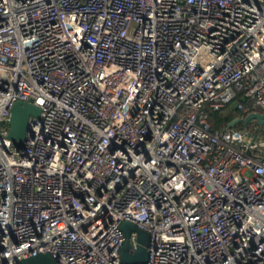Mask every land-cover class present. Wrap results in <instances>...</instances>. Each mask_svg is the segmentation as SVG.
<instances>
[{
	"label": "built area",
	"instance_id": "1",
	"mask_svg": "<svg viewBox=\"0 0 264 264\" xmlns=\"http://www.w3.org/2000/svg\"><path fill=\"white\" fill-rule=\"evenodd\" d=\"M237 98L264 114V0H0V264H127L123 222L141 264H264L258 122L208 121Z\"/></svg>",
	"mask_w": 264,
	"mask_h": 264
},
{
	"label": "water",
	"instance_id": "2",
	"mask_svg": "<svg viewBox=\"0 0 264 264\" xmlns=\"http://www.w3.org/2000/svg\"><path fill=\"white\" fill-rule=\"evenodd\" d=\"M40 109L31 102H16L10 109L9 133L8 138L16 149L23 154V147L26 139V132L35 119L39 118ZM257 121L259 125L264 124V114L258 111L248 113L244 118L239 117L231 121L229 128H235L238 124H248L251 121ZM126 238L120 251V258L127 264H141L147 260L148 234L146 231L138 228L136 225L123 222L120 226ZM136 234L137 247L132 252L130 237ZM18 264H56L55 260L49 254H36L34 256L19 260Z\"/></svg>",
	"mask_w": 264,
	"mask_h": 264
},
{
	"label": "trees",
	"instance_id": "3",
	"mask_svg": "<svg viewBox=\"0 0 264 264\" xmlns=\"http://www.w3.org/2000/svg\"><path fill=\"white\" fill-rule=\"evenodd\" d=\"M243 104L244 101L237 98L236 100L232 101L222 109L218 111L209 112L208 121L210 123V127L212 131H221L223 129L228 128V125L231 121L236 118L243 117L245 114L242 110L238 108V104ZM257 129L256 133L259 135L260 139H264V124L262 126L259 123H256ZM253 124H244L240 123L235 128L238 129H247L251 128Z\"/></svg>",
	"mask_w": 264,
	"mask_h": 264
}]
</instances>
